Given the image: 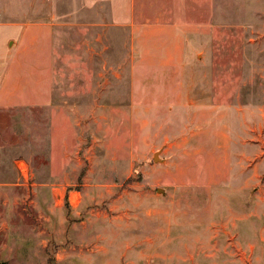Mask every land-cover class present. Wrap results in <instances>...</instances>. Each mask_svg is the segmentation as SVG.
<instances>
[{
    "label": "rangeland",
    "instance_id": "obj_1",
    "mask_svg": "<svg viewBox=\"0 0 264 264\" xmlns=\"http://www.w3.org/2000/svg\"><path fill=\"white\" fill-rule=\"evenodd\" d=\"M2 42L52 98L0 106L1 261L264 264V0H0Z\"/></svg>",
    "mask_w": 264,
    "mask_h": 264
},
{
    "label": "crops",
    "instance_id": "obj_2",
    "mask_svg": "<svg viewBox=\"0 0 264 264\" xmlns=\"http://www.w3.org/2000/svg\"><path fill=\"white\" fill-rule=\"evenodd\" d=\"M27 33H32L31 29L26 28V29H22V30L19 29L18 30L19 36L23 37ZM25 51L30 52L32 57L36 58L37 57L36 54L38 53V51H40V49H37L36 45H34V47H32V49L31 48L29 49L28 46L21 48L17 42H16L14 47L10 45L8 49H7V47L5 48L3 46V42L0 44V78L2 77L0 79V106H2V105L4 106L7 104L8 105L17 104V103H20V101L22 102L24 100H26L28 102H32L36 105V104H40V103H47L52 98V81H51V78H40L41 74L39 75L38 72H35L36 67H34V66H32L33 69L30 72H31L32 76L36 77V80H34V82H35V84H37L41 87V90L34 91L31 93H24V92L20 91L23 87L18 85V83L14 80L13 77L17 76V75H22V72H19L18 68L23 67L24 60H22L21 58L15 59V57L16 58L19 57V52L22 53ZM2 52H6L7 55H9V59H3ZM32 60L30 62L27 61L28 63L27 62L26 63L27 64H33L34 62L36 63L35 60H33V61ZM7 64H9L10 67L6 71ZM30 72H28V74ZM37 76H39V78ZM42 88H44L45 90H42ZM164 94L162 97H164ZM157 98H158V96H157ZM209 99H211L210 96L208 97V100ZM205 100L203 102L200 100H197V102H194L193 105L190 104L191 107H193L195 110H197V112H195V114H194L195 115L194 121L197 120V117L199 115H202V116H210L211 115V113H212L211 108H210V106H211L210 101L211 100H209L208 103H206ZM180 106L181 105L179 104V105H176L174 107H168V109L175 111L174 108H177ZM212 130H214L215 133H212ZM218 130H220V131H217L216 129H214L212 124H207V126H204L203 129H199L198 132H195L196 135H194V136L205 134V136L209 137L210 135L211 136L215 135L214 139L217 142V145H218V143L222 144L225 141V139H224L225 136L223 137L222 134H225L226 132H224V130H222V129H218ZM216 135H217V137H216ZM226 137H227V133H226Z\"/></svg>",
    "mask_w": 264,
    "mask_h": 264
},
{
    "label": "water",
    "instance_id": "obj_3",
    "mask_svg": "<svg viewBox=\"0 0 264 264\" xmlns=\"http://www.w3.org/2000/svg\"><path fill=\"white\" fill-rule=\"evenodd\" d=\"M160 153H161V152H157V153H156V155H155V157H154L155 161H159V160H161ZM160 191H164V190H163V189H159V192H160ZM0 264H6V262L0 260Z\"/></svg>",
    "mask_w": 264,
    "mask_h": 264
}]
</instances>
